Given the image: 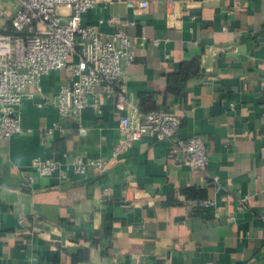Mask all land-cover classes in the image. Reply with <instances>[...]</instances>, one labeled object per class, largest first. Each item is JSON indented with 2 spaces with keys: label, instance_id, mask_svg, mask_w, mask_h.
Listing matches in <instances>:
<instances>
[{
  "label": "crops",
  "instance_id": "crops-1",
  "mask_svg": "<svg viewBox=\"0 0 264 264\" xmlns=\"http://www.w3.org/2000/svg\"><path fill=\"white\" fill-rule=\"evenodd\" d=\"M148 1L97 0L83 23L133 37L128 94L173 111L180 136L205 140L209 163L187 166L149 136L113 157L124 112L103 97L99 113L59 116L52 101L68 73L55 70L25 99L23 131L0 138V264H264V0H191L176 14ZM143 30L160 44L139 45ZM193 60L199 73L168 93V75ZM55 122L64 131L48 135ZM77 154L101 157L106 171L62 179L31 167Z\"/></svg>",
  "mask_w": 264,
  "mask_h": 264
},
{
  "label": "built area",
  "instance_id": "built-area-1",
  "mask_svg": "<svg viewBox=\"0 0 264 264\" xmlns=\"http://www.w3.org/2000/svg\"><path fill=\"white\" fill-rule=\"evenodd\" d=\"M18 1L20 6L15 15L0 26V138L23 131L21 107L32 95V88L39 89L42 79L51 72L66 70L68 79L59 86L52 101L59 116L78 119L86 107L99 113L103 97L124 112L119 117L120 138L113 148V157H118L143 136H149L169 141L170 152L183 164L194 168L207 166L209 151L200 135L180 136V119L173 111L164 107L143 111L128 94L129 69L136 57L134 40L123 28L104 32L96 25L83 23V14L97 0ZM119 1L129 8L145 9L149 5L148 0ZM165 1L171 14H176L191 0ZM107 21L112 24L114 18ZM148 42L160 44L157 38L148 40L143 30L139 45L145 46ZM55 129L64 131L62 124L55 122L46 133L52 135ZM80 131L85 132V128ZM31 167L40 176L58 173L66 179L69 172L82 177L92 172L103 174L107 162L101 157L86 158L77 154L68 157L65 163L55 158H34ZM34 180V175L26 176V184ZM110 193V188H103L104 195ZM246 201V197L240 200V210Z\"/></svg>",
  "mask_w": 264,
  "mask_h": 264
},
{
  "label": "trees",
  "instance_id": "trees-1",
  "mask_svg": "<svg viewBox=\"0 0 264 264\" xmlns=\"http://www.w3.org/2000/svg\"><path fill=\"white\" fill-rule=\"evenodd\" d=\"M21 33V32H19ZM200 65L198 60H193V61H184L181 63L180 68L172 72L168 75V93L170 94H175V93H180L184 90L187 81L192 77L195 76L199 73ZM152 96V95H151ZM146 102V101H145ZM143 102V103H145ZM139 107L143 111H148L151 109H158L161 108V104H147V106L142 107L139 105ZM195 188L193 187H188L185 189V193L191 197L196 196L193 194V190ZM204 197V196H201ZM79 254V253H78ZM79 257L77 255H73V260L76 261Z\"/></svg>",
  "mask_w": 264,
  "mask_h": 264
},
{
  "label": "rangeland",
  "instance_id": "rangeland-1",
  "mask_svg": "<svg viewBox=\"0 0 264 264\" xmlns=\"http://www.w3.org/2000/svg\"><path fill=\"white\" fill-rule=\"evenodd\" d=\"M19 6L18 0H0V26L15 15Z\"/></svg>",
  "mask_w": 264,
  "mask_h": 264
}]
</instances>
